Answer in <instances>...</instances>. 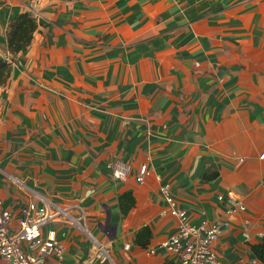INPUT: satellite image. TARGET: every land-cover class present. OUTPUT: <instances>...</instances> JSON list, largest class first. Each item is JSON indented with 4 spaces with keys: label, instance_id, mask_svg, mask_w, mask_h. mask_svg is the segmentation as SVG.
<instances>
[{
    "label": "crops",
    "instance_id": "1",
    "mask_svg": "<svg viewBox=\"0 0 264 264\" xmlns=\"http://www.w3.org/2000/svg\"><path fill=\"white\" fill-rule=\"evenodd\" d=\"M21 13L38 28L14 55ZM2 57V206L15 227L30 203L81 222L42 226L65 247L53 264H174L165 184L196 226L221 221L234 190L246 208L214 248L264 264V0H0ZM94 240L109 257L92 260Z\"/></svg>",
    "mask_w": 264,
    "mask_h": 264
},
{
    "label": "built area",
    "instance_id": "2",
    "mask_svg": "<svg viewBox=\"0 0 264 264\" xmlns=\"http://www.w3.org/2000/svg\"><path fill=\"white\" fill-rule=\"evenodd\" d=\"M264 158V152L260 154ZM130 166H119L114 174L118 178L126 177ZM146 163L138 168L136 180L142 183L148 174ZM161 193L168 203L172 215L178 218V229L162 246L175 256L174 264H232L220 260L214 248L224 230L231 225L232 218L246 208L234 190H228L218 196L225 204V216L219 221H205L199 226L190 223L184 210L178 209L177 200L171 193L170 184L161 187ZM19 225H13V214L4 209L0 199V259L8 264H53L49 258L56 256L59 260L64 255V245L51 231L42 235V226L48 222H69L81 226L80 220L73 217L69 210L62 206L38 207L30 203L20 211ZM95 254L93 259L109 257L108 249L99 241L94 240ZM249 264V263H241Z\"/></svg>",
    "mask_w": 264,
    "mask_h": 264
},
{
    "label": "trees",
    "instance_id": "3",
    "mask_svg": "<svg viewBox=\"0 0 264 264\" xmlns=\"http://www.w3.org/2000/svg\"><path fill=\"white\" fill-rule=\"evenodd\" d=\"M38 28L37 19L29 13H21L10 23L7 32L8 48L11 53L17 55L24 51L32 42L34 32ZM12 61L0 58V85H5L11 75ZM124 198V196H122ZM129 206L133 205L134 198L128 196ZM259 257L264 259V244L255 248Z\"/></svg>",
    "mask_w": 264,
    "mask_h": 264
}]
</instances>
